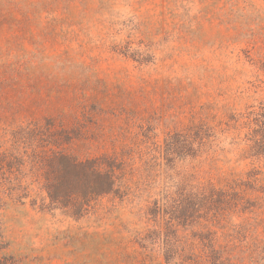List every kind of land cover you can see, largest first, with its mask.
Segmentation results:
<instances>
[{"label": "rangeland", "instance_id": "1", "mask_svg": "<svg viewBox=\"0 0 264 264\" xmlns=\"http://www.w3.org/2000/svg\"><path fill=\"white\" fill-rule=\"evenodd\" d=\"M263 111L264 0H0V156L23 160L0 166V264H202L210 240L264 264L248 141ZM197 125L209 144L192 155ZM47 126L56 151L115 166L113 193L80 215L49 206L52 171L30 159L49 143L14 139ZM253 168L238 204L187 218L192 184Z\"/></svg>", "mask_w": 264, "mask_h": 264}, {"label": "trees", "instance_id": "2", "mask_svg": "<svg viewBox=\"0 0 264 264\" xmlns=\"http://www.w3.org/2000/svg\"><path fill=\"white\" fill-rule=\"evenodd\" d=\"M251 127L248 141L250 143V152L254 155L250 158L264 162V111L256 115V118L251 123ZM203 129L204 127L200 125L191 126L188 129L189 135L187 137L188 140H186V145H189L192 155H197L201 149L209 144V134H204ZM50 130L51 126H47L46 133L43 136H39L37 134L38 130L36 129L22 128L21 133L16 132L14 134V139L19 140V137L22 136L21 138H24L25 141L28 140L30 144H33L37 139L39 142L49 143L51 151L53 152L52 156L44 159L39 156L41 151H36L35 149L30 156L32 162L35 159L43 160L46 167L52 171L53 178L51 179L46 176L45 179L47 182L44 187L47 192V198L50 200L49 206H62V208L72 209L74 210V214L80 215V213L88 210V207L93 201H97L113 193L115 186V174H113L115 166L109 163L104 164L101 159L79 161L63 152L56 151L55 148H59L58 145L60 144L57 142V137L54 140V136L56 135L54 132L51 133ZM205 132H209L208 128H206ZM177 135L179 138H183L181 133ZM198 139H200L199 142ZM179 145L177 144V146ZM196 145H198L197 149ZM21 161L23 160H18L12 156H0V166L5 163L8 169L16 166V164L14 165L15 162L20 165ZM258 175H260V170L257 168L251 169L241 175L242 177L231 175L230 178L226 179V184L223 188H217L211 182L197 186L192 184L187 193L184 196L183 194L180 196L187 203V218H192L193 221L198 219L200 211L203 209L210 211L209 214H211L213 213L212 211L215 212L221 207L235 206V204L239 203V198L236 194L237 189L242 186L253 188L254 184L251 183H255L256 186L259 181L257 178ZM19 198L23 199V197ZM47 198L42 199V209L47 208ZM175 205L176 210L181 209L178 204ZM1 206L0 210L2 209ZM210 243L213 248L204 257L202 264H236L233 258H231L230 252L221 249L216 250L211 240ZM177 263L182 264L180 261Z\"/></svg>", "mask_w": 264, "mask_h": 264}]
</instances>
